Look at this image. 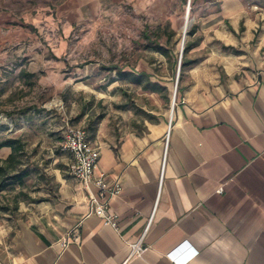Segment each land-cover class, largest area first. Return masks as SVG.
Returning <instances> with one entry per match:
<instances>
[{"label":"crops","instance_id":"0c3cea01","mask_svg":"<svg viewBox=\"0 0 264 264\" xmlns=\"http://www.w3.org/2000/svg\"><path fill=\"white\" fill-rule=\"evenodd\" d=\"M102 1L65 0L59 14L71 23ZM107 1L167 21L184 0ZM209 4L190 49L201 59L178 77L169 118L119 138L103 123L96 137L88 130L98 170L123 185L119 228L89 215L94 184L60 172L53 194L0 212V264H264V0ZM14 20L0 11V64L34 37ZM137 241L146 250L132 255Z\"/></svg>","mask_w":264,"mask_h":264},{"label":"rangeland","instance_id":"374dc122","mask_svg":"<svg viewBox=\"0 0 264 264\" xmlns=\"http://www.w3.org/2000/svg\"><path fill=\"white\" fill-rule=\"evenodd\" d=\"M64 1L0 0V11L34 35L14 41V55L0 64V139H22V166L31 171L23 185L0 192L3 206L12 208L18 198L48 190L53 194L59 173L71 174V156L61 149L67 123L95 137L103 123L106 134L110 130L119 138L169 118L177 85L176 102L180 95L178 77L187 71L179 65L201 59L194 51L184 53L183 39L184 48L197 43L203 14L212 7L209 3L217 5V0H196L189 11L184 0L178 15L163 21L132 4L105 0L84 4L70 23L59 14ZM188 12L191 24L184 31ZM113 67L147 75L137 83L121 79ZM9 152L0 151V156Z\"/></svg>","mask_w":264,"mask_h":264},{"label":"built area","instance_id":"2783aa9c","mask_svg":"<svg viewBox=\"0 0 264 264\" xmlns=\"http://www.w3.org/2000/svg\"><path fill=\"white\" fill-rule=\"evenodd\" d=\"M61 149L70 153L68 164L71 174L86 186L93 185L96 191H91L89 198V215L101 217L106 225L119 228L120 214L112 207V201L122 192L120 179L111 180L104 170H98L101 157L100 149L93 143L89 131L83 126L67 123L63 131ZM66 246L68 240H64ZM141 241L132 243V255L144 252Z\"/></svg>","mask_w":264,"mask_h":264},{"label":"trees","instance_id":"16d2710c","mask_svg":"<svg viewBox=\"0 0 264 264\" xmlns=\"http://www.w3.org/2000/svg\"><path fill=\"white\" fill-rule=\"evenodd\" d=\"M196 0H192V5ZM191 30V33L193 34ZM193 44L187 43L184 48V53H187ZM184 59V58H183ZM195 60H186L182 61V68L187 67ZM112 70H116L119 73V77L121 79L131 78L133 81L137 83H141L145 77L144 73L136 74L133 71H126L123 69H119L118 67L110 68ZM152 83V82H151ZM152 88L155 89L156 84L152 83ZM25 143L20 138L15 137H7L0 139V150L3 148H10L11 153L6 158L0 157V192L5 191L12 186L18 184L23 185L25 183V179L30 175L31 171L28 168H24L22 166V156L25 150ZM12 209L9 206H3L0 204V211L2 210H10Z\"/></svg>","mask_w":264,"mask_h":264},{"label":"bare ground","instance_id":"6f19581e","mask_svg":"<svg viewBox=\"0 0 264 264\" xmlns=\"http://www.w3.org/2000/svg\"><path fill=\"white\" fill-rule=\"evenodd\" d=\"M190 24H191V19H190V17H189V12H188V14L186 15L185 22H184V24H183V28H184L183 30H184V31L187 30ZM185 35H186V34H185ZM172 116H173V115H172Z\"/></svg>","mask_w":264,"mask_h":264},{"label":"water","instance_id":"95a60500","mask_svg":"<svg viewBox=\"0 0 264 264\" xmlns=\"http://www.w3.org/2000/svg\"><path fill=\"white\" fill-rule=\"evenodd\" d=\"M190 4H191V0H189L188 2V10L190 11ZM187 35V33H186ZM182 45H183V50H184V45H185V38L183 39V42H182ZM182 50V51H183ZM181 67V64L179 65ZM177 90V86L175 87V91ZM177 92V91H176Z\"/></svg>","mask_w":264,"mask_h":264}]
</instances>
